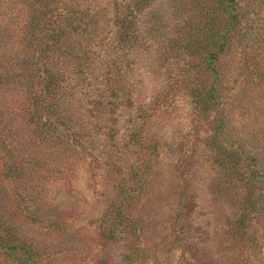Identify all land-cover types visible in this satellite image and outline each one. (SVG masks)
Here are the masks:
<instances>
[{"label":"trees","instance_id":"trees-1","mask_svg":"<svg viewBox=\"0 0 264 264\" xmlns=\"http://www.w3.org/2000/svg\"><path fill=\"white\" fill-rule=\"evenodd\" d=\"M156 4L168 13L151 12ZM242 19L240 0H0V87H9L0 91L2 187L14 201L0 204V264H59L51 246L47 256L40 252L24 221L66 233L67 244L70 219L51 214L41 190L51 180L73 189L79 170L94 177L97 168L116 177L101 237L123 245L121 264H162L165 249L144 207L161 175L164 115L179 111L183 92L191 127L173 167L178 199L164 227L168 251L206 264L183 230L196 210L189 177L203 145L216 178L212 192L233 209L211 263L264 264V147L238 139L222 91L220 64L236 48ZM147 74L163 76L149 101L140 82ZM10 104L26 114L22 132ZM82 243L71 249L74 263L88 246Z\"/></svg>","mask_w":264,"mask_h":264},{"label":"rangeland","instance_id":"rangeland-1","mask_svg":"<svg viewBox=\"0 0 264 264\" xmlns=\"http://www.w3.org/2000/svg\"><path fill=\"white\" fill-rule=\"evenodd\" d=\"M182 2H187V0H182ZM240 7L243 13L242 32L236 40V48L223 58L220 64L221 69L226 73L222 91L228 120L234 127L233 132L238 133V139L243 143L245 141L247 148L250 143H257L260 139V143L264 147V0H240ZM168 11L169 9L166 7L156 4L151 12L160 14L168 13ZM251 28L256 31V34L248 30ZM259 34L260 36H258ZM10 50L7 48L6 52L9 53ZM142 59L145 60V58ZM146 62L150 61L146 60ZM248 70L251 71L248 72ZM244 72L248 73L244 74ZM140 74L136 73L135 75L140 76ZM159 76L163 77L160 74H147V79H145L141 75V93L147 101L155 95L157 86L153 84V81H158ZM4 89L9 90V87H0V91H4ZM185 94L186 92H183L177 98L176 109L179 111L173 112L171 116L164 115L162 132L167 146L162 153L161 175L157 183L156 180L153 181V184L156 185V188L151 189V193L155 192L153 200L150 201L147 208L144 207V214L151 207L150 223L156 229L153 235L165 249V251H161L162 264H189L190 261L198 264V258H182L184 255L182 256L178 251L171 253L168 251L172 249L167 244L169 242L166 241L167 234L164 228L168 227L174 218V209L177 205L178 190L173 167L178 159V145L182 141V135L187 134L191 127L190 117H188L192 108L191 98ZM17 107L16 104H10L7 110L12 114V117L15 116L13 125L17 129L20 127L18 132H22L25 124L23 117L25 118L26 114ZM10 126L12 125L10 124ZM23 137L25 139L27 135ZM11 140L13 141V138ZM197 151L199 156L197 160L199 161L195 163L193 174L189 177L191 200L193 198L196 210L188 220L190 229L184 228L183 230L186 231L185 235L188 241L198 242L195 252L197 256H201L206 264H212L210 256L216 255L219 250L217 248L219 237L223 234L222 229L232 215L233 209L231 204L216 200L212 192V185L216 178L209 165L207 148L201 145ZM0 153V204L6 202L8 205H12L14 201L10 192H5L2 187L3 154L1 151ZM97 169V171H93L94 177H91L85 169L79 170L74 179L73 189H69L60 180H51L41 190L42 205L50 210L51 214H59L65 220L70 219L71 234L67 244L61 245V243H66L64 241L66 233L49 225L44 226L37 223L33 225L30 221H24L26 222V231H24L43 244L40 252L47 256L45 245L51 246L54 249L53 253L60 257L59 264H68L69 262H72L71 264H121L123 245L108 243L100 233V221L106 209V199L116 195L114 191L116 177L108 174L104 169ZM36 211L40 212L37 208ZM44 212L37 215L46 216ZM260 233H263L262 228ZM81 241L85 242L82 245L88 246H85L86 248L83 246L84 251L83 248L80 249L83 255L74 263L69 258L70 253L74 252L71 249L80 246ZM206 255L208 258H205ZM166 258H169V261L165 262Z\"/></svg>","mask_w":264,"mask_h":264}]
</instances>
